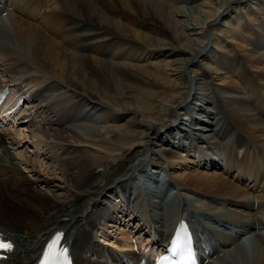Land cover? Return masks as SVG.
<instances>
[{"label":"bare ground","instance_id":"bare-ground-1","mask_svg":"<svg viewBox=\"0 0 264 264\" xmlns=\"http://www.w3.org/2000/svg\"><path fill=\"white\" fill-rule=\"evenodd\" d=\"M263 21L264 0H0V264L57 233L73 264H151L180 219L199 264H264V53L242 49Z\"/></svg>","mask_w":264,"mask_h":264},{"label":"snow or ice","instance_id":"snow-or-ice-1","mask_svg":"<svg viewBox=\"0 0 264 264\" xmlns=\"http://www.w3.org/2000/svg\"><path fill=\"white\" fill-rule=\"evenodd\" d=\"M60 235H57L52 241L48 244L44 254L43 259L41 260L40 264H61L62 258L66 257L67 249L61 250L59 248V241ZM12 243L10 241H6L2 235H0V250L3 251H11L12 250ZM179 240L174 242L173 251L178 252L180 251ZM65 264H69V262L65 259Z\"/></svg>","mask_w":264,"mask_h":264},{"label":"rangeland","instance_id":"rangeland-1","mask_svg":"<svg viewBox=\"0 0 264 264\" xmlns=\"http://www.w3.org/2000/svg\"><path fill=\"white\" fill-rule=\"evenodd\" d=\"M42 2H43V0H42ZM246 18H244V17H240V20H241V22L243 23V20H245ZM264 22V21H263ZM216 23V22H215ZM229 27H233L234 28V26L233 25H229ZM240 27L239 26H237L236 27V30H238V32L240 31V29H239ZM235 29V28H234ZM250 33L251 34H253L254 36H251L252 37V39H255V40H253V41H255L254 43H253V46L252 45H249L248 47H242V49L244 48V49H246V50H251V49H255V50H257V51H260V52H262V53H264V40H263V37L259 34V33H264V27L263 26H260L259 28L256 26L255 28H250ZM245 34V33H244ZM256 44V45H255ZM263 48V49H262ZM24 175H27V173L26 172H24ZM157 182H158V179H157ZM255 208H256V206H255ZM210 222V220H206V223H209ZM97 241V244H102V243H104L105 241H103V240H101V239H97L96 240ZM103 245V244H102Z\"/></svg>","mask_w":264,"mask_h":264}]
</instances>
